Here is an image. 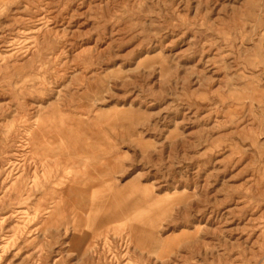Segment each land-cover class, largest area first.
<instances>
[{
  "label": "rangeland",
  "instance_id": "1",
  "mask_svg": "<svg viewBox=\"0 0 264 264\" xmlns=\"http://www.w3.org/2000/svg\"><path fill=\"white\" fill-rule=\"evenodd\" d=\"M0 264H264V0H0Z\"/></svg>",
  "mask_w": 264,
  "mask_h": 264
}]
</instances>
